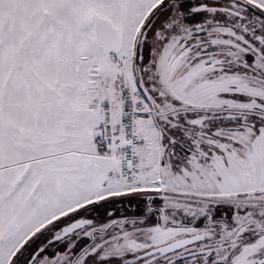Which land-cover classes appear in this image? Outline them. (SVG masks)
Returning <instances> with one entry per match:
<instances>
[{"label": "snow or ice", "instance_id": "obj_1", "mask_svg": "<svg viewBox=\"0 0 264 264\" xmlns=\"http://www.w3.org/2000/svg\"><path fill=\"white\" fill-rule=\"evenodd\" d=\"M0 264H264V0H0Z\"/></svg>", "mask_w": 264, "mask_h": 264}]
</instances>
